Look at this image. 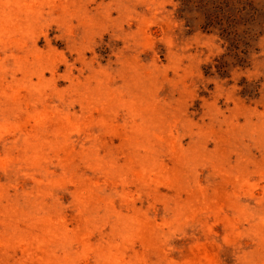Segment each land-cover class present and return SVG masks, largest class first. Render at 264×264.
Returning a JSON list of instances; mask_svg holds the SVG:
<instances>
[{"label": "rangeland", "instance_id": "1", "mask_svg": "<svg viewBox=\"0 0 264 264\" xmlns=\"http://www.w3.org/2000/svg\"><path fill=\"white\" fill-rule=\"evenodd\" d=\"M248 1L230 43L178 0H0V264H264Z\"/></svg>", "mask_w": 264, "mask_h": 264}, {"label": "trees", "instance_id": "2", "mask_svg": "<svg viewBox=\"0 0 264 264\" xmlns=\"http://www.w3.org/2000/svg\"><path fill=\"white\" fill-rule=\"evenodd\" d=\"M181 18L190 23L191 15L197 16L199 27L208 33L219 34L230 43L236 42L239 22L243 14L253 11L248 0H178ZM189 16V17H188ZM244 22V21H243ZM244 25V23H242ZM238 40V39H237Z\"/></svg>", "mask_w": 264, "mask_h": 264}]
</instances>
